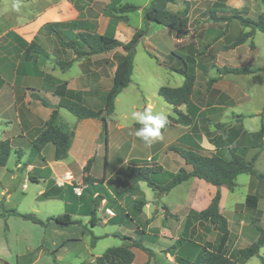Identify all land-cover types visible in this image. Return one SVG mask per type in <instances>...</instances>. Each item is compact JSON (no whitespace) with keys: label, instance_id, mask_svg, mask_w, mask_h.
<instances>
[{"label":"rangeland","instance_id":"rangeland-1","mask_svg":"<svg viewBox=\"0 0 264 264\" xmlns=\"http://www.w3.org/2000/svg\"><path fill=\"white\" fill-rule=\"evenodd\" d=\"M110 1L34 0L36 4L31 8L32 10L35 7L42 9L47 3L48 7L59 10H62L61 5L68 6L72 13L70 14L71 18L75 17V12L78 13L75 19H71V21L76 22L73 28L64 29L60 26H54L55 30L51 49L53 47L56 48L63 40H73L78 30L87 29L98 33H106L108 31V23L113 18L110 10L104 12L105 7ZM151 1L122 0L121 3L134 4L139 6L140 10L129 14L128 22L122 23L119 40L126 41L128 34L134 30L146 29L143 11L144 8L150 5ZM214 1L208 0L207 3L211 7L215 3ZM17 4L19 5L18 9L16 8ZM29 4L27 0H4L2 2V14L9 11L12 12L10 14H17L16 18L19 19L24 11H31L30 7H26ZM181 6L182 1L178 0L173 8ZM209 6H198L193 9L190 17L187 19L188 34L186 36L182 37L180 34L173 33L168 28L151 23L146 35L148 39H146V36L142 37L136 47L131 83L116 98L115 111L108 117L107 143H105V138L100 137L98 144L101 146V149L99 148L97 152L92 169V174L99 178H103L104 175L112 177L115 174L114 177L109 178L108 188L102 185L101 179L96 180L97 185H94V182L89 183L86 178L87 173L83 171V167L86 164L84 159L94 154L93 139L98 138L99 133L102 132L101 122L94 119L79 121L67 110H62L57 124L64 132L74 135L73 155L63 164H59L58 162H53V151L46 150L45 156L49 159L46 175H59L58 179L62 178V174L65 172H71L74 177L73 185L83 189V196L86 199L97 192H102L103 197L108 198L109 201L107 203L102 201L99 207L105 203L104 206L98 214L96 212V216L100 217L101 220L111 217L108 209L112 208L113 198L120 191V188L126 194L128 165L142 164V161L148 156H153L155 161L160 162V165L164 169V173L156 176V181L159 184H164L167 180L165 172L176 174L181 168L190 170L183 158L178 153L170 150L169 147L171 145L187 150H197L201 147L200 152L210 156L213 153L211 152L213 147L210 145L209 139L222 136L226 129L236 125L234 114L228 112L230 111L228 105L223 104L227 102V99L224 100L222 97H219L216 106L208 103L213 94H211L210 90H207L206 82L210 78L218 76L217 69L225 65H237L243 68L264 67V33L258 31L255 37L249 39L238 50L226 51L224 47L232 43L242 32L243 28L236 20L227 23L225 21H215L210 16ZM216 8H218L216 9L217 16H229L231 12L237 11L243 16L256 19L261 13H264V4L258 0H229V10L223 11L219 7ZM43 33H46L45 30L41 34ZM175 48L180 49L173 53L182 57L193 56L197 61L195 90L190 105L187 106V112L193 116L197 125V132L204 137V145L202 146L195 140L193 136L194 131L191 128L176 129L165 127V131H161L162 138L154 141L151 146H145L135 136L136 130L141 125L131 119V113L148 111L155 114L163 111L167 115V119L175 116L173 107L158 95L160 87L179 86L183 82V76L172 71V67L179 68L180 65L182 66L181 61L171 55V50ZM60 51L56 52L58 59L67 61L71 58V53L64 51V55H62ZM149 53L154 57H151ZM111 58L116 59V56L109 54L103 59L104 61L106 59L108 62H111ZM110 64L105 69V73H103L104 75L99 84L94 87L89 86L88 88L93 94L85 101L86 104H89L93 108H101L103 106V98L101 96L111 85L109 77L110 73H112V65ZM78 74L79 69L72 67L68 72L60 73V77L69 78ZM219 86L221 88L224 86L231 87L235 93L234 101L237 100L238 102L241 99L242 104L236 105L232 110L236 112L235 114L245 117L243 123L246 130L256 132L262 128L264 129V72L250 75L232 74L226 78H221ZM148 105H151V107ZM223 105H225L224 108ZM243 142L244 139H240L238 143L242 145ZM50 147L53 149L52 145ZM239 152L244 154L241 149H239ZM25 154L27 158L31 154V150L25 149ZM223 154L228 157V153L225 151ZM245 158L249 159L248 156H245ZM133 159L138 161H133ZM16 161L17 154L13 152L8 162V169L11 172L15 171ZM256 169L264 173V148L262 150V158L256 164ZM39 170L41 169H34L32 175H38ZM19 173L21 174V170ZM11 176L7 170L0 169V212H3L4 209H16L22 213L34 214L38 218L46 220L48 217L63 215L65 213L66 202H73L67 199L46 200L41 198L40 195L42 193L40 192L45 188L42 182L33 183L27 181V186L24 189V179L27 178L25 171H23L21 182L15 181ZM81 176L82 181L80 179ZM57 179L50 181L48 185L49 192L52 193L51 190L57 191L68 197V191L72 188L68 184L59 185ZM75 180H78L79 184ZM140 184L141 189L134 188L136 192L143 194L147 200L154 201L159 199L158 192L149 188L146 183L142 182ZM183 185L177 187L174 193L181 195L185 188ZM12 186H14V191H11L9 195L2 193L3 190L9 191ZM255 189L256 182L251 181L250 175L243 174L238 176L234 189L230 190L229 194H226L224 215L229 222V229L231 231L229 251H231L234 258H238L237 250L239 248H246L256 240V230L252 227L254 224L252 219L254 217L261 218V224L264 220V201L260 203V211L251 210L244 206L247 195ZM170 200V197H168L165 202ZM125 205L129 209L132 218L136 220L137 225L142 224L145 218L139 216L140 211L135 209L134 202L128 198ZM69 207L77 213L76 218L88 223L90 213L85 214L83 211L84 207L81 210L73 205ZM92 207L91 204L90 208ZM153 212L152 209L150 215H153L155 226L159 229L166 227V221L173 223L170 216H167L166 221H164L163 219H158ZM241 221L245 222L246 227L243 228L241 226ZM88 224V230H92L94 234L90 232L86 233L81 239L70 242L60 249L59 256L62 260L60 264H82L83 262L85 264L89 262L91 255L101 256L107 249L119 247L123 244V240L118 235L122 233L123 229H127L126 226L97 224L95 227H92L91 224ZM9 225L11 232L8 240H6L4 235L6 232L8 233V230L5 231L4 222L0 220V264H55L52 252L57 248L55 249L53 242L60 245L68 237L78 235L79 228H81L79 225H73L70 227H56L54 230L51 229V235L54 237L52 241L43 227L42 229L39 225L32 222L12 217ZM199 230L201 231L202 229L200 228ZM43 231L46 234L44 247L46 250H49V253L45 251V255L42 258L40 257L41 259L38 258L41 249L34 252L38 256L27 255L36 246L40 233ZM203 232L205 238L208 236L207 239L210 242H213L216 246L218 245L220 241V234L218 232H214L212 228ZM157 233L151 231L152 235L145 237V239H152ZM166 233L168 236L170 233H173V235L181 237L183 231L171 229V232ZM93 235L99 237L95 244H93ZM155 239L160 240V237L157 236ZM197 239L205 240L204 237H198ZM246 264H264V246L260 251V256L251 258Z\"/></svg>","mask_w":264,"mask_h":264},{"label":"crops","instance_id":"crops-1","mask_svg":"<svg viewBox=\"0 0 264 264\" xmlns=\"http://www.w3.org/2000/svg\"><path fill=\"white\" fill-rule=\"evenodd\" d=\"M3 1L4 0H0V141L8 140L12 148L11 154L13 152L16 153V151H21L22 158L19 159L17 156L16 168H15L16 172L15 171L11 172L8 169V162L10 160L11 155L9 157L7 165L2 168L0 167V169L7 170V172H10V174L12 175L11 176L12 179L18 182H21L23 171H25V173L27 174V178L24 179L25 181L23 183L24 189L27 186L26 184L27 181H30V177H36L39 183L42 182L45 186L44 190L40 192L42 193L40 195L41 198H44L46 200L67 199L69 201H73V202H66L65 213L67 212L69 214H72L73 220L81 221L82 225L87 227V224L90 222V220L88 221V223H86L85 221L76 218L75 216L77 213L74 212V210L69 206L72 205L76 206L80 210L81 208L84 207L83 210L84 213L89 214L91 210L90 205L92 204V200L95 199L98 196V194H101L103 196V193L97 192L96 194L91 195V197L89 196V198L86 199L85 196L79 197L75 194L74 187H78V186L75 185L71 186L69 184L68 186H70L72 189L68 191V197H65L63 194L53 190H51L52 191L51 193L49 192L48 185L50 184V181L56 180L57 177H59V175H50V176L46 175L49 159L46 158L45 151L46 150L53 151L52 154L53 162H58L59 164H63L65 161H67L70 158L71 155H73L74 144H75L74 135H72L73 141H72L71 149L69 151L68 158L62 161L54 160L53 157L54 146L52 144L47 145L44 149H42L39 152L33 148V141L37 138L39 133L44 129L45 124L50 119L53 109L56 108L59 104L60 98L54 93L56 87L59 85V82L67 83L68 89L86 92V94H84V97L85 100H87L88 97L92 96L93 94L91 90L88 89L89 86L94 87L99 84V82L102 79V76L104 75L103 73H105V69L108 68L107 66L109 65V63H111L110 65H112V73H110V77H109L110 83L112 85V79L115 74L117 60L115 58L114 59L111 58V62H108L106 59L104 61L103 58H106V56H108L109 54H113L115 56L117 53L124 54V52L122 49H119L111 53H104L100 55L75 59L74 55L70 51L62 48V41L56 48L53 47L50 49V47H52V43H53L52 38L54 37L55 29L54 27L49 29H44V27L47 24L72 22L71 19H75L78 16V13L75 12L74 13L75 17L71 18L70 14L72 13L70 12L69 10L70 8L68 6L61 5L62 10H59L57 8L48 7L47 3L45 6L42 7V9H38L37 7H35L32 10L31 7H33V5H35L36 3L34 2V0H27V2L30 4L27 5L26 7H30L31 11L30 12L24 11L21 14L22 17L20 16V18L17 19L16 16L18 15L10 14L12 12L7 11L5 14H2ZM177 1L178 0H176L175 3L168 4L167 6L168 10L174 13L182 12L185 8V3H188L190 6V12L188 17H190V14L192 13L195 7L206 6V5L209 6V3H207L208 0H181L182 6L179 8H173L174 4H176ZM216 1L217 0H215L214 2ZM228 2L229 0L226 2L227 6H228ZM211 7L209 6V8ZM122 23L124 22L123 21L119 22L116 27L115 37L117 39L120 38L119 34L122 31ZM44 30L46 33L41 34ZM248 30L249 29H245V31ZM135 31L136 30L129 33L128 39L122 42H128L134 35ZM257 32L255 33V35L257 34ZM100 34H104V33H100ZM146 39H148V36H146ZM32 43H35L36 47L29 49V45H31ZM239 47L229 51L238 50ZM178 49L180 48H175L171 50V53H173ZM59 50H61L60 52L62 55H64V51L72 54L71 58L67 61L73 60L74 62L71 68H69L68 70H62L58 65L60 61H66L64 59L57 58L56 52H58ZM112 62H114V64H112ZM72 67H77L79 69V74L77 76L69 77V78L60 77V73L63 74V72L64 73L68 72L69 70L72 69ZM228 67L243 68L237 65H231ZM260 72H264V71H260ZM227 76H223L222 78H226ZM220 80L216 84H214L210 89V92L211 94H213V96L211 97L208 103L210 104L212 103V105L216 106L219 97H222L224 100L227 99L226 100L227 102L223 104L228 105V108L230 109V111L228 112L234 114V117L236 118V125L226 129L223 132L222 136L225 138L228 134L227 130L232 128H238L241 126L244 131L248 133H252L245 129L243 123L245 117L241 115L243 116V118L240 119L239 121L237 117L240 115L235 114L236 112L232 110L233 107H235L236 105L242 104L240 101L241 99L238 100V102L237 100L234 101V96H235L234 91L229 86H224L223 88H221L219 86ZM183 82H184V77H183ZM182 84H180L179 86H181ZM179 86H171V87H179ZM32 94H38L42 98L46 99L51 105V107H45L40 101L33 99ZM148 106L151 107V105ZM224 107L225 105H223V108ZM179 109L182 110L184 113H188L186 105L181 106ZM62 110L65 109L63 108L58 109V116L55 121V125L58 128H60V126L57 124V121L61 115ZM175 117L176 115L171 118H175ZM171 127L176 129L191 128L178 124H173L168 128ZM165 129H163L162 131H165ZM101 133L102 132L99 133L98 138L93 139L94 156L93 155L88 156L87 158L84 159V162L87 163L89 159L93 158V163L90 168V173H87L86 177L88 174L91 175L94 178V183H93L94 185L98 184L96 180L101 179L103 182L102 185L105 188H108L107 184H109V180H110L109 178L114 177L115 174L112 177H107L106 175H104L103 178L95 177L92 174L94 160L97 157V152L99 151V148L101 149V146L98 144L101 137ZM197 142L203 146L204 137H202L201 141H197ZM50 145L53 146V149L50 147ZM210 145L213 147V150L211 152L214 153L215 147L211 143ZM166 147L167 145L165 146V149ZM263 148L260 150V155L255 163V168L257 162L262 158ZM25 149L31 150V154L27 158L25 157L26 155ZM239 149H241V151L243 150V148H239ZM257 151H258L257 149L247 148L246 150L243 151L244 154H242L238 150V152L241 153L244 158L245 156L249 157L248 160L245 158L246 161H250L253 158V156L257 153ZM133 161H138V160L133 159ZM142 162H143L142 164L134 165V166H145V165L161 166L160 162L155 161V158L153 156H148ZM34 169H41L38 171L37 173L38 175L36 176L32 175ZM20 170H21V174L19 173ZM66 173H71V172L68 171L65 172L64 174ZM64 174H62V176ZM80 179L82 181V176ZM252 180L253 179L251 177V181ZM75 181L79 184L78 180ZM140 183L137 185L132 184L129 180L127 173L128 186L126 189V194H124L122 188H120V191L115 194L116 196H114L112 201L113 202L112 208L108 209L111 212V217L109 219L101 220L100 217L96 216L98 220L97 224L120 225L124 227L126 226L127 229L126 228L125 230L123 229L122 233L118 235V237L121 240H123L125 236H129L135 240H140L147 248L152 250L153 256L149 257V255L146 254L141 249L136 247L132 248V252L134 253V261L132 264H192L201 254L202 247L204 245L211 244L213 247H216V245L213 242H210L207 239L208 236L205 238V234L203 231L208 230L209 228H212L214 232L217 231L207 223L204 226H201L196 218L187 219V217L191 216L192 213H199L207 209L211 204L212 199L214 198L218 189H220L222 194L220 210L224 215V202L226 199V194L227 193L229 194L231 192L227 187L223 186L218 188L205 182L204 180L198 178H192L187 182H184L183 184L185 185L183 184L179 185V186L183 185L185 187L181 195H177L174 193L176 188L179 187L177 186L170 193L166 195H161L159 199L151 201V200H147L146 197L143 196V194L136 192V190L134 189V188L141 189ZM13 187L14 186H12V188L7 192L6 190H3L2 193H6V195L7 194L9 195L11 191H14ZM45 192L46 194H44ZM168 197H170L171 200L165 202L166 198ZM128 198H130V200L133 202L140 199L146 200L147 204L142 208L139 215L145 218L142 224L137 225L136 220L132 218L129 209L126 207L125 204ZM102 201L107 203L109 200L108 198H104ZM262 201L264 200H261L260 203ZM260 203L257 209L258 211H260ZM104 204L101 205V207H98L96 211L97 214L99 213L100 209L104 206ZM164 207H166L169 210L170 215L167 216H170V218L173 220V223H168L166 221L167 216L165 214ZM152 209L154 211L153 214L158 219H163L164 221H166V227H161V229H159L158 227L155 226V220L152 219L153 215H150ZM126 215L127 217H125ZM52 217H56V216H52ZM129 217L132 219L131 221L129 220ZM11 218L12 217H10L7 220L9 229H8V233L6 232V234L4 235V238L6 240H8L9 234L11 232V227L9 225V221ZM0 220L4 222L3 219ZM109 220H111L113 224H109L108 223ZM261 221L262 219L259 218V222H258L259 224L254 223L252 225V227L256 230L255 231L256 239L258 237L256 226L261 228L264 227V220L262 224ZM240 224L243 228L246 227L244 221H241ZM56 227H58L56 224L50 222L46 229V233L50 236L52 241L54 240V237L51 235L50 231L51 229L54 230ZM200 228L202 229L201 231L199 230ZM171 229L183 231L182 236L177 237L173 235V233H170V235L168 236L166 232H171ZM89 231L93 233L92 230ZM151 231L158 233L154 235V238L152 239L151 238L145 239V237L152 235ZM84 235H86V233H84V230L81 227L79 228L78 235L68 237L67 239L63 240L60 245L55 244L53 242V246L55 247V249L57 248L55 253L57 264H60L62 262L59 256L60 249L65 247L70 242L81 239L82 237H84ZM157 236L160 237V240L155 239ZM45 237L46 234L44 233V231L40 233V237L37 241L36 246L32 250H30L27 255L30 256L36 255L34 252L38 249H41L40 250L41 252L39 253L40 255L39 256L38 254L36 255L38 256V258L40 257L42 258L45 255V251L49 253V250H46L44 247ZM182 237H187V238H182ZM198 237H204L205 240L202 241L200 239H197ZM123 244H124V240H123ZM173 246L174 248H171ZM229 250L230 249L228 248V253L230 255L231 251ZM21 257L23 258V256ZM98 257H99L98 255H91L89 262L85 264H95L96 259ZM248 261L249 260L245 261L244 264H246Z\"/></svg>","mask_w":264,"mask_h":264},{"label":"trees","instance_id":"trees-1","mask_svg":"<svg viewBox=\"0 0 264 264\" xmlns=\"http://www.w3.org/2000/svg\"><path fill=\"white\" fill-rule=\"evenodd\" d=\"M227 1L228 0H217L213 5L215 8L212 6L209 9L210 16L215 21H225L227 23L236 20L243 28L238 37L232 43L224 47L226 51L245 44L249 39L254 37L257 31L264 33V14H260L256 19L243 16L237 11L231 12L229 16H217L216 9L218 8L216 7H219L220 10L223 11L229 10L226 5ZM258 1L264 4V0ZM121 2L122 0H111L104 9V12L110 10L113 14V18L108 23V31L106 33L100 34L96 31L87 29L78 30L73 40L62 41V48L70 51L75 59L111 53L119 49H122L124 54L117 53L115 55L117 60L115 74L112 79V85L101 96L103 98V106L101 108H93L89 104H86L84 97L86 92L68 89L67 83L59 82V85L54 91L60 98L59 104L53 109L50 119L45 124L44 129L33 141V148L39 152L47 145L52 144L54 146L53 157L55 161H62L68 158L73 141V136L71 134L64 132L55 125L59 108L67 110L79 121L90 119L99 120L102 124L101 138L107 140L108 117L115 111V102L118 95L131 83L136 47L140 43L141 38L147 35L149 25L151 23L158 24L181 36H186L188 34L187 19L190 12L188 3H185V8L182 12L174 13L169 11L167 6L170 3H175L176 0H152L150 5L144 8L143 11L146 29L136 30L128 42H122L115 37L118 23L121 21L128 22V15L140 10V7L134 4H124ZM75 24V21L47 24L44 29H49L54 26L71 29ZM245 29L249 30L245 31ZM34 47H36L35 43L29 45V49ZM149 54L151 57H154L151 53ZM171 55L182 63V66L180 65L179 68L172 67V71L182 75L184 77V82L179 87L162 86L158 90V95L163 98L167 104L173 107L176 115L175 118L168 119V123L165 127H170L173 124L191 127L194 131L193 134L196 140L201 141L202 136L197 132V125L194 123L193 116L179 109L183 105H190L195 90L197 61L193 56L182 57L176 53H172ZM73 62V60L60 61L58 65L62 70H68L73 65ZM260 71H264V68H234L228 66L218 68V76L212 77L206 82L207 90H210L223 76L232 74L250 75ZM32 98L40 101L45 107H51L49 102L38 94H32ZM242 118L243 116L241 115L237 117L239 121ZM227 131L228 134L225 138L219 136L209 139V142L215 147V152L210 156L202 154L200 152L202 149L201 147L197 150H187L171 145L169 147L170 150L178 153L183 158L186 166H189L191 169L187 170L186 168H181L176 174L165 172L167 178L166 183L159 184L156 181V176L164 173V169L159 165H129L128 177L130 182L134 185L144 182L149 188L158 192L160 197L161 195L170 193L174 188L192 178L204 180L218 188L225 186L229 190H233L236 186L238 176L246 174L250 175L253 181L256 182V189L247 195L244 206L251 210H257L260 201L264 200V173L259 172L255 168L260 150L264 147V129L262 128L260 131L248 133L244 131L241 126ZM240 139H244L242 145L238 143ZM239 148H243L242 151L247 148L257 149L258 151L250 161H246L243 155L238 152ZM11 151V144L8 140L0 141L1 168L7 165ZM224 151L228 153V157L223 154ZM16 154L19 159L22 158L21 151H16ZM92 163L93 158L87 161L83 168L85 173H89ZM86 178L89 183L94 182V178L91 175L88 174ZM30 181L39 183L36 177H30ZM44 194H46V192ZM82 196L83 193L79 197ZM103 199L104 197L98 194V196L92 200L93 207L89 212V224L93 227L97 225L98 220L96 218V211ZM221 199L222 194L220 189H218L207 209L199 213H192L191 216L187 217V219L196 218L201 226L207 223L220 234L218 245L216 247H213L211 244L204 245L201 254L192 264H244L245 261L255 256H260V251L264 246V227L261 228L258 226H256L258 237L255 242L246 248L238 249V258H234L232 254L229 255L228 248L231 242V231L227 218L220 210ZM146 204V200L140 199L134 202V207L141 212ZM164 210L166 216L169 215V210L166 207H164ZM10 217H18L25 221L32 222L33 224L43 227L45 230L48 224L53 222L58 227L79 225L83 228L84 233L90 232L87 227L82 225L81 221L73 220L72 214L67 212L63 215L50 217L46 221H43L34 214L22 213L16 209H4L3 212L0 213V219L4 220L5 231L9 229L7 220ZM125 217H127V215ZM129 220L131 221L132 219L129 217ZM252 220L253 223L257 224L259 222V217H254ZM108 223L113 224L111 220H109ZM92 238L93 244H95L98 237L93 235ZM123 240V245L107 249L96 259L95 264H132L134 261L132 248L134 247L141 249L148 254L149 257L153 256L152 250L147 248L140 240H135L129 236H125ZM171 248H174V246ZM55 253L56 250L52 252L54 257L53 261L57 264Z\"/></svg>","mask_w":264,"mask_h":264},{"label":"clouds","instance_id":"clouds-1","mask_svg":"<svg viewBox=\"0 0 264 264\" xmlns=\"http://www.w3.org/2000/svg\"><path fill=\"white\" fill-rule=\"evenodd\" d=\"M19 8V5H16ZM131 119L136 123L140 124L135 136L139 138L145 146H151V144L162 138L161 130L167 125V115L163 112H157L155 114L144 111V112H133L131 113Z\"/></svg>","mask_w":264,"mask_h":264},{"label":"built area","instance_id":"built-area-1","mask_svg":"<svg viewBox=\"0 0 264 264\" xmlns=\"http://www.w3.org/2000/svg\"><path fill=\"white\" fill-rule=\"evenodd\" d=\"M73 180L74 177L71 173H66L62 176V178L58 179V184L63 185V184H69L73 186ZM74 192L77 196H81L83 193V189L80 187H74ZM108 212L111 214V212L108 210Z\"/></svg>","mask_w":264,"mask_h":264},{"label":"water","instance_id":"water-1","mask_svg":"<svg viewBox=\"0 0 264 264\" xmlns=\"http://www.w3.org/2000/svg\"><path fill=\"white\" fill-rule=\"evenodd\" d=\"M105 143H107V140H106V142Z\"/></svg>","mask_w":264,"mask_h":264}]
</instances>
